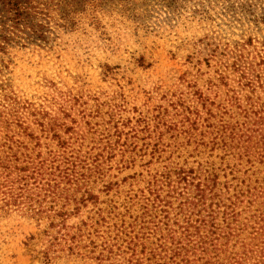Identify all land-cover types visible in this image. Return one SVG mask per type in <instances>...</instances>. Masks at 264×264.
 Listing matches in <instances>:
<instances>
[{"label":"trees","instance_id":"16d2710c","mask_svg":"<svg viewBox=\"0 0 264 264\" xmlns=\"http://www.w3.org/2000/svg\"><path fill=\"white\" fill-rule=\"evenodd\" d=\"M68 1L0 0V41H47L44 21H73L71 4L100 23L105 0ZM250 46L148 110L82 89L9 100L0 218L37 227L43 264H264V55ZM130 62L151 67L137 51Z\"/></svg>","mask_w":264,"mask_h":264},{"label":"rangeland","instance_id":"374dc122","mask_svg":"<svg viewBox=\"0 0 264 264\" xmlns=\"http://www.w3.org/2000/svg\"><path fill=\"white\" fill-rule=\"evenodd\" d=\"M104 2L99 24L92 25L91 11L71 4L81 12L72 14L73 21L62 17V9L44 21L47 41H0V112L9 100L39 105L79 89L123 94L133 109L148 110L185 73L205 74L220 61L231 64L243 55L240 44L251 41L249 53L264 55V0ZM136 51L151 67L131 64ZM105 64L121 68L105 79ZM37 234L20 217L0 218V264H43L40 239L31 240Z\"/></svg>","mask_w":264,"mask_h":264}]
</instances>
